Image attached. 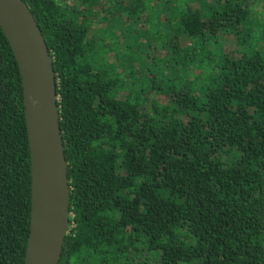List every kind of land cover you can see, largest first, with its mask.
<instances>
[{"label": "trees", "instance_id": "1", "mask_svg": "<svg viewBox=\"0 0 264 264\" xmlns=\"http://www.w3.org/2000/svg\"><path fill=\"white\" fill-rule=\"evenodd\" d=\"M23 1L59 80L60 264H264V0ZM31 212L24 87L0 26V264H25Z\"/></svg>", "mask_w": 264, "mask_h": 264}, {"label": "water", "instance_id": "2", "mask_svg": "<svg viewBox=\"0 0 264 264\" xmlns=\"http://www.w3.org/2000/svg\"><path fill=\"white\" fill-rule=\"evenodd\" d=\"M0 26L18 63L32 163L25 264H60L70 227L71 188L54 59L23 0H0Z\"/></svg>", "mask_w": 264, "mask_h": 264}, {"label": "rangeland", "instance_id": "3", "mask_svg": "<svg viewBox=\"0 0 264 264\" xmlns=\"http://www.w3.org/2000/svg\"><path fill=\"white\" fill-rule=\"evenodd\" d=\"M71 0H66V3H68V4H71ZM262 9V7L261 6H259V9H258V11H260ZM169 15V14H168ZM165 17H166V15H165ZM183 43H184V45H186V44H188L187 43V41H183ZM157 53V55L159 56V57H164L165 56V52L164 51H161V52H156Z\"/></svg>", "mask_w": 264, "mask_h": 264}, {"label": "built area", "instance_id": "4", "mask_svg": "<svg viewBox=\"0 0 264 264\" xmlns=\"http://www.w3.org/2000/svg\"><path fill=\"white\" fill-rule=\"evenodd\" d=\"M70 229H71V227H69V232H70Z\"/></svg>", "mask_w": 264, "mask_h": 264}]
</instances>
